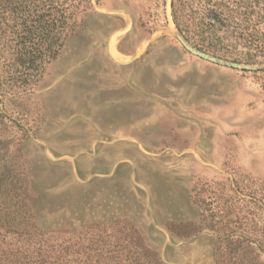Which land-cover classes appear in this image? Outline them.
Segmentation results:
<instances>
[{"label":"rangeland","instance_id":"obj_1","mask_svg":"<svg viewBox=\"0 0 264 264\" xmlns=\"http://www.w3.org/2000/svg\"><path fill=\"white\" fill-rule=\"evenodd\" d=\"M89 1L37 75L1 52L0 193L63 237L132 227L162 264H264V60L190 52L170 0Z\"/></svg>","mask_w":264,"mask_h":264},{"label":"trees","instance_id":"obj_2","mask_svg":"<svg viewBox=\"0 0 264 264\" xmlns=\"http://www.w3.org/2000/svg\"><path fill=\"white\" fill-rule=\"evenodd\" d=\"M88 9L89 0H0V56L12 46L21 78L37 75ZM170 15L195 49L246 65L264 60V0H170ZM27 198L16 186L0 193V264H162L132 227L94 235L90 226L69 237L41 231L25 211ZM178 228L184 237L199 232L188 223Z\"/></svg>","mask_w":264,"mask_h":264},{"label":"water","instance_id":"obj_3","mask_svg":"<svg viewBox=\"0 0 264 264\" xmlns=\"http://www.w3.org/2000/svg\"><path fill=\"white\" fill-rule=\"evenodd\" d=\"M175 28V27H174ZM176 30V29H175ZM176 34H177V38L178 40L181 42V44L190 52L195 53L196 55L212 62L218 65H224L226 67H230V68H234V69H239L242 71H253V70H257L258 68L255 67H251L249 65H244V64H240V63H236V62H232V61H227L224 59H220L218 57H214L212 55H209L207 53H204L198 49H195L194 47H192L190 44H188L185 39L178 33V31L176 30ZM261 69L264 68V65L260 66Z\"/></svg>","mask_w":264,"mask_h":264}]
</instances>
